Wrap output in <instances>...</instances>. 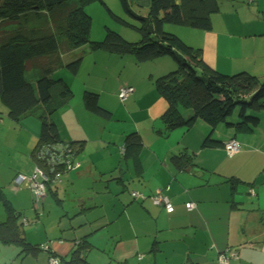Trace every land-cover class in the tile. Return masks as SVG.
Listing matches in <instances>:
<instances>
[{
    "label": "crops",
    "instance_id": "crops-1",
    "mask_svg": "<svg viewBox=\"0 0 264 264\" xmlns=\"http://www.w3.org/2000/svg\"><path fill=\"white\" fill-rule=\"evenodd\" d=\"M107 1L108 7L118 10L119 0ZM150 4L151 0H129L130 8L141 16L148 14ZM210 21L209 30L177 24H165L164 30L199 50L210 68L226 75L246 71L264 81V0H219V11ZM134 32L131 42L141 38ZM175 68V61L164 56L127 60L126 71H114L111 78L104 74L106 90H98L97 84L84 86L98 94L110 118L87 111L83 93L51 115L59 132L64 131L62 142H74L78 166L63 172L61 181L51 184L44 196L42 210L54 209L58 233L43 240L35 238L38 225L23 230L28 211L22 209L32 202V193L27 179L15 183L18 174L27 176L42 165L35 155L40 108L12 119L0 102V113L6 116L0 117V129H14L24 149L0 165V190L20 213L17 222L25 240L49 246L48 251H24L14 242L0 240V264H48L50 252L68 262L84 239L90 244L83 250L87 264H224L221 254L228 264H264V110L257 113L259 122L250 130L211 127L202 120L168 130L162 120L168 104L155 79ZM123 85L134 91L121 101L118 92ZM181 111L185 117L191 113ZM237 114L230 120L236 121ZM134 131L140 134V144L127 152L125 136ZM232 137L240 150L229 156L223 144ZM158 189L169 197L173 212L152 203L150 196ZM131 191L143 198H134ZM19 198L25 203L19 205ZM187 202L195 206L187 209ZM3 210L0 222L6 219ZM45 216L36 214L47 233Z\"/></svg>",
    "mask_w": 264,
    "mask_h": 264
},
{
    "label": "trees",
    "instance_id": "trees-1",
    "mask_svg": "<svg viewBox=\"0 0 264 264\" xmlns=\"http://www.w3.org/2000/svg\"><path fill=\"white\" fill-rule=\"evenodd\" d=\"M92 1L0 0V102L12 119L34 107L40 108L39 146L62 142L51 115L74 95L65 80L52 75L59 66L58 53L61 47L70 53L87 44L92 50L130 54L136 61L164 55L175 61L174 70L155 79L156 89L168 104L162 116L168 130L188 128L197 120L211 127L224 124L235 131L250 130L258 124L257 113L264 110V81L246 71L226 75L210 68L201 59L199 50L164 30L165 24L209 30L210 16L219 11V0H151L146 16L134 13L129 0H119L123 11L140 24L133 26L141 36L137 42L126 41L110 29H106L103 40L91 41L92 20L85 5ZM101 2L113 19L123 22ZM149 25L153 26L152 33H148ZM79 63V58L74 59L68 67L76 73ZM33 75H36L34 82ZM83 105L102 118L111 116L100 105L94 91L83 92ZM181 109L191 113L185 117ZM236 111L237 120H230ZM140 140L138 132L128 133L124 141L126 151L139 145ZM73 143L69 144L74 147ZM0 201L6 209V219L0 222V240L14 242L24 251L42 249L41 244L33 245L25 240L17 222L20 213L14 211L1 190ZM89 245L85 239L78 241L69 261L60 258L59 263L87 264L83 250L90 248Z\"/></svg>",
    "mask_w": 264,
    "mask_h": 264
},
{
    "label": "rangeland",
    "instance_id": "rangeland-1",
    "mask_svg": "<svg viewBox=\"0 0 264 264\" xmlns=\"http://www.w3.org/2000/svg\"><path fill=\"white\" fill-rule=\"evenodd\" d=\"M103 1L105 2L106 5L111 6V4L107 0H103ZM86 5H85V9L87 8L90 10L91 8L90 12L86 10V12L90 15L92 20V24H91L92 33L90 32L91 41L103 40L106 34V29H110L118 33L126 41L131 42L128 39L132 38V36L135 33L134 31H136L133 26L138 27L140 24L138 20H136L135 18L126 14L123 11L120 2H119L118 10L111 9L110 7L109 8L118 17L122 18L123 22L121 21L118 22L117 20L113 19L106 10V8L104 7L103 3L100 2V0H97L96 2H89ZM244 9H245L244 11H246V8ZM58 54H59L58 58L60 60L59 66L54 69L55 73L57 72L58 74L53 73L52 75L56 79L61 78L60 76H64V78L68 82V85L71 87V89L74 92V95L70 100L73 103L76 101V99H79L80 94H82L83 91H85L86 87L84 88V86L89 87L93 84H97L98 90H100V88H103L105 90L109 88L106 82L103 83L104 74L110 75L111 78V74L114 71L115 72L126 71V69H123V64H125L127 60L134 58L130 54L119 55L116 53H110L105 50H92L88 44L76 48L70 53H66L65 48L61 47ZM108 56H110V58H108ZM164 57L167 58L169 57L170 59H172L168 55L167 56L164 55ZM78 58L80 59L79 67L76 70L77 72L73 73L72 69L68 67V64L74 59H78ZM1 106L2 105L0 104V107ZM0 117L3 118L6 116L0 113ZM54 117L55 115L52 116V118ZM232 117L235 118V113L230 118ZM220 126L223 127V124H220ZM59 133H61L60 135L62 137L64 136L63 134L64 131L61 130ZM17 136L18 133L14 129L11 130L0 129V141H3L2 143L0 142V165L5 163L7 159H14L16 154L23 152L24 149H21V147H19L21 146V143L18 140ZM31 172L32 170L26 173L28 174L27 176H29ZM22 191L24 190H21L20 192ZM51 201L54 205H56L52 197H51ZM21 202L23 204L25 203V201H23L22 198H19L18 204L20 205ZM3 209L4 207L0 204V220L2 219V217H4ZM42 209H43L42 205L40 207V210L34 209L32 202H29V204L24 205L22 209L24 212L28 211V216L27 214L25 215L26 216L25 218L28 221L22 225L23 230L30 231L32 227H36L38 225L37 228H39L40 230L38 232H36L35 230L36 234L40 233L38 236H35L37 240H43L49 235H54L58 233L54 227L56 221L54 209L52 208L50 210L45 209V211H43ZM40 211H42V213ZM43 213L46 215L45 217L47 223H49V227H48L49 231L47 233H45L44 229L42 230L44 223H41V220L40 219L38 220V218H36V214L40 216L41 214L43 215Z\"/></svg>",
    "mask_w": 264,
    "mask_h": 264
},
{
    "label": "built area",
    "instance_id": "built-area-1",
    "mask_svg": "<svg viewBox=\"0 0 264 264\" xmlns=\"http://www.w3.org/2000/svg\"><path fill=\"white\" fill-rule=\"evenodd\" d=\"M134 88L128 85H123L119 88L118 97L121 101L127 99L132 94ZM223 147L227 155L231 156L240 150V143L232 137L224 142ZM75 148L69 143H49L41 144L36 150V158L42 165H36L29 176L18 174L15 177V183L21 184L27 179L28 187L32 193V203L34 209H39L42 205L45 194L47 193V187L50 184H57L61 181V175L65 171L72 170L78 166L75 162ZM131 195L134 198H143L142 194L137 191H131ZM150 199L153 204L161 205L168 213L173 212L174 206L169 197L163 192L162 189L156 190ZM187 209H191L195 206L193 202L185 203ZM25 223L27 220H25ZM44 250H49V246L41 245ZM224 264H228L227 257L221 254L219 257ZM48 264H59V258L49 254Z\"/></svg>",
    "mask_w": 264,
    "mask_h": 264
},
{
    "label": "water",
    "instance_id": "water-1",
    "mask_svg": "<svg viewBox=\"0 0 264 264\" xmlns=\"http://www.w3.org/2000/svg\"><path fill=\"white\" fill-rule=\"evenodd\" d=\"M153 32V26L152 25H149L148 26V33H152Z\"/></svg>",
    "mask_w": 264,
    "mask_h": 264
}]
</instances>
